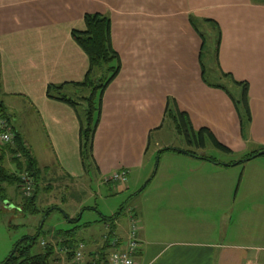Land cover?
Here are the masks:
<instances>
[{
    "label": "crops",
    "instance_id": "crops-1",
    "mask_svg": "<svg viewBox=\"0 0 264 264\" xmlns=\"http://www.w3.org/2000/svg\"><path fill=\"white\" fill-rule=\"evenodd\" d=\"M95 13L110 17L113 47L122 63L121 72L104 93L95 135L96 170L103 182L122 170L127 171L128 182L132 171L146 168L149 139L163 128L171 98L189 114L195 129L206 127L219 140L234 141L240 153L264 148V5H255L251 0H0V103L8 111L3 99L21 96L35 110L36 117L25 123L26 128L13 125L11 120L8 125L21 133L41 169L45 162V169L54 167L62 178L76 184L85 177L77 115L70 106L49 99L46 92L49 85L85 79L89 58L74 41L72 31L85 30L84 16ZM190 17L219 24V67L236 81L249 84L251 122L246 137L230 99L221 89L209 88L202 79V40ZM35 148L44 149L42 160ZM1 152L0 149V156ZM179 158L177 161H188L201 170L206 164H214L198 156ZM255 162L264 169V155ZM4 166L15 171L8 156ZM214 176L210 172L150 176L152 182L158 179L152 198H148L146 206H139L141 210H132L139 224L136 264H264V231L257 236L249 234L244 242L239 241L238 231L232 233L234 240H228L230 228L221 234L198 233V238L177 235L164 240L152 236L146 222L148 212L151 228L154 211L158 221L154 227L167 231L166 223L171 222L170 213L174 212L168 205L170 201L207 211L203 205H209L210 197L222 199L225 193H231L214 187ZM169 180H190L191 184L182 190L175 184L168 187ZM244 190L256 194L258 187L247 183ZM150 206H154L153 211L144 209ZM263 208L246 207L240 216H247L251 222L258 220V212H263L260 223L249 225L263 228ZM79 211L67 213L65 223L72 225L70 221L78 217L82 221L84 214L78 216ZM116 225L115 237L125 247L128 233L119 220ZM209 226L203 223L198 227Z\"/></svg>",
    "mask_w": 264,
    "mask_h": 264
},
{
    "label": "rangeland",
    "instance_id": "rangeland-1",
    "mask_svg": "<svg viewBox=\"0 0 264 264\" xmlns=\"http://www.w3.org/2000/svg\"><path fill=\"white\" fill-rule=\"evenodd\" d=\"M201 26L202 29L207 28L204 24H201ZM214 37L215 35L213 34L212 37L210 36L207 38V46L203 55V64L206 71L205 84L212 89H217L216 86L225 88L228 93L226 91H222L225 93L226 97L230 99L234 106L231 97L239 101L241 100L242 92L240 89L232 85L228 79L221 77L216 57V42L215 39H213ZM85 92L87 96L90 95L89 90H75V88L71 86H68L65 89L66 95L71 98H75L78 102H81L79 97L83 96ZM18 97H20V99L14 98L13 96L7 97L3 100L9 107V110L6 111L7 115L10 117L11 115H15L10 118L12 124H20L25 127V123L36 117L34 112L35 110L26 98L21 96ZM170 101L171 103H174L173 98H171ZM80 109L82 110L81 107ZM239 109L242 114V119L247 125L244 109L240 105ZM31 112H33V116L30 115ZM236 115L240 121L241 117L237 111ZM200 129L194 128L197 140H194L193 144H188L186 136L178 134L174 127L170 123L166 122L163 125V128L161 127L160 131L153 132L149 139V152L146 158V168L144 170L132 171L127 184L126 182L119 183L112 180L103 182L104 180L99 176L93 163H88L89 172H85V177L81 181H78V184H76L77 182H71L68 179L66 180L65 178H62L61 174H58L57 170L56 172L54 171V167L45 169L46 163L44 162L42 169L44 182L41 184L42 189L38 195V207L41 210V213L37 215H29L21 212L19 209L21 193L16 190V185L8 186V189L11 191L10 193L6 190L9 201L5 203L0 202V264L9 257L14 245L22 241L25 237H38V240L32 249V253L35 254L43 250V242L59 248L57 246L58 239L56 237L53 238L54 233L57 231L70 230L74 226L90 222L94 224L92 228L83 229L78 234V238L83 239L87 246L84 253L85 255H88L87 257H84V263H86L89 254L91 252H95L103 245L105 240L103 236L107 235L109 232L106 228V224L104 225V222H102L104 217L118 215V220L120 224L123 225V229L125 228L127 233L130 229L131 218H135L138 221L137 214L133 213L132 210L137 207L139 208L142 204L143 207L146 206L148 198H152V191L153 188L158 185V179L153 180L155 182H152L151 178L153 177L150 176H154L156 174L158 178L162 174L164 175L170 173L180 174L182 176L186 175V173L193 172L214 173L215 181H211L215 184L214 187L219 190L222 189V191L223 189L225 191H231V193H225L224 196H222V199H219V197L212 199L210 197V201L208 202L209 205H203L204 208L208 209L207 211L204 209V211H201L199 209L200 207L194 210H192L193 208L188 209L182 207L184 205H179L176 202L174 203L170 201L168 205L174 209V212L170 213L172 215L171 222H169V220L166 223L165 227H167V231H157L154 227L155 224L158 226V223H156L158 221L155 217L156 213L153 211L154 206L144 208L152 210L154 213V215H152V218L154 216V223H152L153 228H151L148 222L151 220V216L149 215L150 212H148V217L146 219L152 236H158V238L164 240L174 238L177 235L183 236L184 238L191 236L198 238V233L213 231V233L221 234V231L226 230V228L231 229L227 238L228 240H234L232 239V233L235 231H238L237 233L240 234L237 235L239 236V241L243 242L246 241V238L251 233H255V236H257V233L264 231V227L252 228L250 226H254L258 221L259 223L261 222L260 219H262L263 212H258L257 214L260 219L258 218V220L251 222L247 220V216H240L241 211L246 207H264V173L262 172L264 169L257 164L258 162H255L257 158L255 160H251L250 162H243L245 156H247V154H252L251 152L254 150L249 148L245 152L240 153L238 152L239 149L237 143L234 141H221L218 139L216 134L215 137L217 140L224 146L228 147L231 150V153L222 151L215 147L208 135L205 136L206 147L203 148L200 146ZM33 136H35V134H33ZM42 143L40 144L42 145ZM165 147L201 153L209 158H213L217 162H214V164H206L204 169L201 170L195 164H189L190 162L188 161H177V159H181L179 157L190 159L186 158L189 157L186 156V154L168 151L162 153L160 157H158L160 150ZM46 149L49 150L50 148L47 147ZM42 151H44L43 148L41 151L39 148H35V152L40 157V160H42ZM239 162L243 163L237 165L235 164ZM231 164L235 165L230 166ZM57 176H61L58 181H56ZM166 182L171 184L167 185L168 187L175 184L182 190H184V187H190L191 184L190 180H169ZM247 183L251 186L253 185L258 187L256 194H247L248 192L244 190ZM45 184L47 186L50 185L49 187H51V189L46 192L43 189ZM176 205L178 206L176 207ZM81 206L82 209L79 211ZM190 207H192V205ZM50 209H52L50 216L46 219L47 215H44V212ZM76 210L79 211L78 216H82V214H84L82 221L76 225L66 224L65 215ZM173 223L176 224L173 225ZM203 223H208L210 225L209 228L206 229L198 227ZM127 224H129V226H127ZM172 225L174 228H171ZM42 227L43 230H40ZM165 227L163 225L161 226L163 229ZM93 232L96 233L95 236L91 235ZM242 236L244 237L243 240L241 239ZM214 237H217V234ZM109 253L111 254L112 250H110Z\"/></svg>",
    "mask_w": 264,
    "mask_h": 264
},
{
    "label": "trees",
    "instance_id": "trees-1",
    "mask_svg": "<svg viewBox=\"0 0 264 264\" xmlns=\"http://www.w3.org/2000/svg\"><path fill=\"white\" fill-rule=\"evenodd\" d=\"M255 5H264V0H251ZM85 30H73L72 37L74 41L81 47V49L87 54L89 58V69L85 79L78 83H64L60 85H49L47 87V97L51 100L62 102L70 106L76 113L77 119L80 124L79 140H80V157L85 172H89L88 163H93L97 168L95 156H94V145L95 135L102 117L103 107V96L107 88L117 78L122 69V63L119 54L115 51L112 43L111 33V19L108 15L104 14H86L84 16ZM190 23L194 30L199 34L202 40V47L200 53V65L202 70V79L206 83L205 79V66L203 64V55L206 50L208 37H212L213 34L216 42V57L218 62V52L221 43V28L219 24L209 19H196L190 17ZM201 24L207 26L202 29ZM210 31H213L210 32ZM219 66V64H218ZM221 77L226 78L232 85L241 90V100H236L231 97L235 106L236 111L241 117V126L243 137L247 136L246 129L251 122V111H250V97H249V84L247 82L236 81L231 74H225L221 68ZM71 86L75 90L84 89L89 90L90 95L87 96L86 92L83 96H80L78 102L75 98H71L65 93V89ZM217 89L228 91L221 87L216 86ZM83 104V105H82ZM239 105L242 106L245 113V121L242 119ZM83 106V107H82ZM82 108V110L80 109ZM0 119L7 122L10 125V116L7 115L4 104L0 103ZM170 123L175 131L180 135H185L188 144H193L194 140H197L196 133L192 126L188 113L183 112L179 109L177 102L171 103L170 99L167 102V108L165 111L164 124ZM11 132L14 136L13 143L0 147L2 155L0 156V202L5 203L8 200L7 191L5 186H17L16 190L21 193V202L19 203V209L21 212L29 215H37L41 213L38 207V195L42 189L41 184L43 181L42 169L39 167L35 156L33 155L30 148L26 145L21 133L14 127L11 126ZM208 135L218 149L231 153V150L221 144L214 133L208 128H201L199 131L200 146L206 147L205 136ZM177 152L186 154L189 156H198L203 160L209 162H217L213 158H209L206 155H201L190 150L174 149L165 147L160 150L159 156L164 152ZM263 152L264 148L245 156L243 162L251 161L259 156V153ZM6 156L9 157L10 161L15 166V171H11L4 166V160ZM243 162L235 163L241 164ZM235 164H231L235 165ZM27 172L34 181V191L30 197L25 196L23 192V185L21 175ZM50 185L43 187L44 191L51 189ZM52 209L44 212L46 219L50 216ZM69 219L68 215H66ZM119 219L118 215L112 217H104L103 222L108 226V234L104 235V243L95 252L89 254L88 260L83 264H108L109 262V251L112 250V242L115 239L117 230L116 220ZM72 225L80 223V218L72 219ZM92 226L91 223L74 226L70 230H59L54 233L53 238L58 239L57 246L61 249L66 248L69 252L67 254V260L71 261L73 258V251H75L80 243H85L83 239L78 238V234L87 227ZM44 227V225H43ZM43 227L40 230H43ZM38 237H25L22 241L16 243L9 257L1 264H56L57 254L56 246L46 243L38 253L33 254L32 249L36 244ZM88 255H85L87 257Z\"/></svg>",
    "mask_w": 264,
    "mask_h": 264
},
{
    "label": "built area",
    "instance_id": "built-area-1",
    "mask_svg": "<svg viewBox=\"0 0 264 264\" xmlns=\"http://www.w3.org/2000/svg\"><path fill=\"white\" fill-rule=\"evenodd\" d=\"M13 134L11 132L10 126L4 120L0 119V145H8L13 143ZM128 173L125 170L118 171L114 173L107 180H112L114 182L125 183L127 182ZM23 192L25 196L30 197L34 191V181L33 178L24 172L21 175ZM130 229L127 236V241L125 247H122L119 243V239L115 237L112 242V253L109 256L108 264H136L135 257L138 250L139 240H138V221L135 218L130 220ZM42 246L45 247L46 243L43 242ZM87 246L85 243H80L79 247L73 251V258L71 261L67 260L68 250L66 248H56L57 262L56 264H83L85 257V250Z\"/></svg>",
    "mask_w": 264,
    "mask_h": 264
},
{
    "label": "water",
    "instance_id": "water-1",
    "mask_svg": "<svg viewBox=\"0 0 264 264\" xmlns=\"http://www.w3.org/2000/svg\"><path fill=\"white\" fill-rule=\"evenodd\" d=\"M260 155H262L263 154V152H261V153H259Z\"/></svg>",
    "mask_w": 264,
    "mask_h": 264
}]
</instances>
